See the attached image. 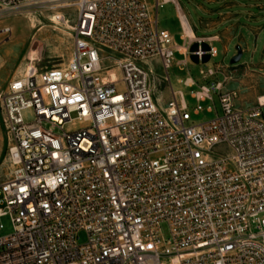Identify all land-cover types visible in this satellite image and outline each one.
<instances>
[{
  "label": "built area",
  "instance_id": "obj_1",
  "mask_svg": "<svg viewBox=\"0 0 264 264\" xmlns=\"http://www.w3.org/2000/svg\"><path fill=\"white\" fill-rule=\"evenodd\" d=\"M36 4L0 0V21ZM164 4L179 12L178 0L66 1V63L30 64L6 82L0 218L13 229L0 237V264H264V105L235 107L225 77L178 80L196 88L194 106L173 90L174 54L181 71L190 55L209 62L217 51L187 38L180 54L157 26ZM204 110L214 118L191 123Z\"/></svg>",
  "mask_w": 264,
  "mask_h": 264
},
{
  "label": "rangeland",
  "instance_id": "obj_2",
  "mask_svg": "<svg viewBox=\"0 0 264 264\" xmlns=\"http://www.w3.org/2000/svg\"><path fill=\"white\" fill-rule=\"evenodd\" d=\"M66 1L71 0H36L37 4L35 8L29 10V12L0 21V94L6 86V82L14 76H19L30 64L35 65L38 70H45L66 63L71 50L69 30L60 28L51 22L52 17L56 13L71 15L72 10L68 9L70 7L62 6ZM146 1L149 8H151L154 0ZM186 2V0H178L181 6L186 5ZM157 26L160 31L167 30L174 35L175 43L180 44L178 40L180 30L178 25L174 23V8L170 4H164L158 10ZM6 28L10 29L11 32H5L3 29ZM196 35H201V33L198 32ZM245 37L248 43V50L242 53L241 64L261 62L260 50L264 44V35L258 37V42L256 43L258 49L254 53L252 52L255 44L254 37L247 35ZM202 46L204 50L208 49L207 45L204 44ZM235 46L236 44L230 46L223 60H221V56L219 55L216 59H210L208 62L205 56L201 60L202 63H200V61H197L195 57L190 55L187 60L188 64L181 71L178 65L183 57L174 54L176 64L168 71L173 90L182 91L191 105L194 106V103L189 100L187 94L191 90H196V88L187 89L182 84L179 85L178 80L183 81L185 78L190 77L198 86H210L213 81L217 82V80H221V75H218L217 78L204 81L200 78L199 70L203 69L205 71L216 63H223L224 66L232 69L233 67L229 63L230 58L235 53ZM195 49L196 46H193L190 52H193ZM179 53H183V51ZM154 74L155 76L151 78L154 86L153 98L159 99L158 104L163 106L170 99L168 88L164 82L162 83L159 80V77L163 76L159 67L155 66ZM213 97L216 114L221 115L218 96ZM202 105L203 108H206L209 103ZM261 113L264 116V107L261 108ZM189 115L193 124H200V122L210 120L215 116L214 114L205 112V110L200 112L198 116L192 115L191 111ZM0 135L3 138L5 137L4 129L1 126ZM5 153L6 150L0 152V184L9 176L8 166L5 162ZM0 225L2 226L0 237L12 233L13 228L8 216L0 218ZM84 239V235L81 234L79 241L82 242Z\"/></svg>",
  "mask_w": 264,
  "mask_h": 264
},
{
  "label": "crops",
  "instance_id": "obj_3",
  "mask_svg": "<svg viewBox=\"0 0 264 264\" xmlns=\"http://www.w3.org/2000/svg\"><path fill=\"white\" fill-rule=\"evenodd\" d=\"M186 1L184 6L178 3V7L193 34L192 39L183 37L184 27L181 24L179 12L171 5L174 8V23L180 30L178 36L180 44L176 43L178 47L184 45L187 38L191 41L201 40L202 45L211 46L217 51L216 58L220 55L223 60L231 45L236 44L234 55L236 48H240L241 53L247 52L248 43L245 37L247 35L254 37L255 44L252 52L258 49L257 39L264 35V0ZM198 32L201 35L197 36ZM169 34L174 41V35ZM260 57L262 60L259 63L241 64L240 61L232 66V69L227 68L223 63L208 67L216 68V65H220L221 69L214 78L218 75H221L222 79L217 81H223V77L227 78L224 89L237 93L234 105L242 110L253 108L264 98V44L260 50ZM4 138L0 135V152L7 148L8 141L6 136Z\"/></svg>",
  "mask_w": 264,
  "mask_h": 264
},
{
  "label": "bare ground",
  "instance_id": "obj_4",
  "mask_svg": "<svg viewBox=\"0 0 264 264\" xmlns=\"http://www.w3.org/2000/svg\"><path fill=\"white\" fill-rule=\"evenodd\" d=\"M62 6H69V5H62ZM179 18H180V21H181V24L182 26L184 27V32H183V37H189V38H193V34L189 28V26L187 25L186 23V20L184 18V15L181 11V9L179 8ZM52 23H54L55 25H58L60 28H63V29H67L69 30V25H68V19L67 17L64 15V13H56L53 17H52V20H51ZM5 32H11L10 29L6 28V29H3ZM182 37V38H183ZM177 50L179 52L183 51V53H180V54H185L186 53V49L183 45H180L179 47H177ZM260 102L262 104H264V98H262L260 100Z\"/></svg>",
  "mask_w": 264,
  "mask_h": 264
},
{
  "label": "water",
  "instance_id": "obj_5",
  "mask_svg": "<svg viewBox=\"0 0 264 264\" xmlns=\"http://www.w3.org/2000/svg\"><path fill=\"white\" fill-rule=\"evenodd\" d=\"M241 57H242V53L240 48H236V54L233 57H231L229 64L231 66L237 65L241 61Z\"/></svg>",
  "mask_w": 264,
  "mask_h": 264
}]
</instances>
